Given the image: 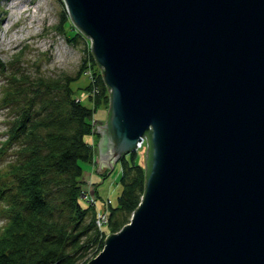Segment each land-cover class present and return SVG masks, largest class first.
<instances>
[{"label":"water","instance_id":"1","mask_svg":"<svg viewBox=\"0 0 264 264\" xmlns=\"http://www.w3.org/2000/svg\"><path fill=\"white\" fill-rule=\"evenodd\" d=\"M110 90L101 168L145 192L87 264H264V0H63Z\"/></svg>","mask_w":264,"mask_h":264},{"label":"trees","instance_id":"2","mask_svg":"<svg viewBox=\"0 0 264 264\" xmlns=\"http://www.w3.org/2000/svg\"><path fill=\"white\" fill-rule=\"evenodd\" d=\"M65 18L70 20L67 12ZM63 20L56 27L60 33L65 32ZM75 33L68 37L71 44L88 41L78 29ZM84 51L89 59L76 76L20 73L4 88L2 104L16 111L0 143V264H87L101 252L108 233L130 222L145 192L148 172L136 163L133 151L120 160L122 191L119 206L111 205L107 230L96 222L95 205L82 198L81 162L94 158L87 139L94 129V109L85 101L97 105L110 99L102 74L79 86L88 95L78 96L82 92L74 83L86 63L97 64L92 50ZM5 66L0 60V70ZM94 87L99 90L95 95Z\"/></svg>","mask_w":264,"mask_h":264},{"label":"rangeland","instance_id":"3","mask_svg":"<svg viewBox=\"0 0 264 264\" xmlns=\"http://www.w3.org/2000/svg\"><path fill=\"white\" fill-rule=\"evenodd\" d=\"M15 1L17 0H0V60L6 65L4 70H0V143L5 140L8 122L12 120L16 111L4 107L1 100L5 96L4 88L7 87L10 77L20 73L32 77L39 75L56 77L63 73L76 76L84 59H89L84 49L91 50L89 38L88 41L81 38L75 43L69 42L68 37H73L77 28L71 23V19L63 20L64 12H67L63 0H20L25 9L21 13L15 12L12 7ZM61 20L65 23L64 33H60L56 28ZM86 64L84 74L73 85L76 90L79 86H86L95 76L102 73L97 64L91 65L89 62ZM89 101L85 102L94 109L92 126L94 129L87 139L94 148V158L90 162H81L84 170L82 198L89 205H95L96 217H101L102 220L104 216L109 215L111 205L119 206L117 199L122 191L120 182L122 168L119 161L111 173L104 167L97 171L100 165L98 144L101 139L97 126L107 123L110 99H103L97 105ZM134 152L136 163L144 167L147 142ZM130 154L126 157L130 158ZM2 225L3 220L0 219V228ZM102 229L107 230L108 225L103 224ZM89 254V257L93 256Z\"/></svg>","mask_w":264,"mask_h":264},{"label":"built area","instance_id":"4","mask_svg":"<svg viewBox=\"0 0 264 264\" xmlns=\"http://www.w3.org/2000/svg\"><path fill=\"white\" fill-rule=\"evenodd\" d=\"M98 91H99V90H98L96 87H94V88H93V92H92V94L95 95V93H97ZM86 95H88V93H85V94H84V92H83L82 95H80V97L82 98V97H85ZM80 97H79V99H80ZM145 142H147L146 137L143 138V139L140 141V143H138V147H137V149H138L139 147H141V145H144ZM100 218H101V217H100ZM100 218L97 217V221H96V222H97L98 226L100 227V229L102 230V225H103V224H106V223L108 222V220H109V215H108V216H104L102 220H101Z\"/></svg>","mask_w":264,"mask_h":264},{"label":"bare ground","instance_id":"5","mask_svg":"<svg viewBox=\"0 0 264 264\" xmlns=\"http://www.w3.org/2000/svg\"><path fill=\"white\" fill-rule=\"evenodd\" d=\"M20 3H21L20 0H17L13 3L12 7L15 9V12L21 13L25 10L24 7ZM33 20H34V17H32V21Z\"/></svg>","mask_w":264,"mask_h":264}]
</instances>
